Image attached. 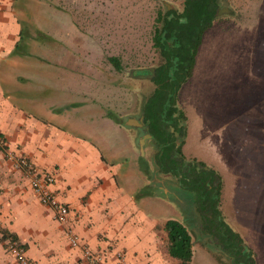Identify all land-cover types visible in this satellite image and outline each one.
<instances>
[{"label":"crops","instance_id":"obj_1","mask_svg":"<svg viewBox=\"0 0 264 264\" xmlns=\"http://www.w3.org/2000/svg\"><path fill=\"white\" fill-rule=\"evenodd\" d=\"M233 1L223 0V8L230 11L222 17L219 14L205 32L193 74L184 88L192 86L191 90H199L200 82L208 80L212 69L214 82L218 84L222 79V93L227 95V79H235L240 87L237 114H230L234 110L231 102L224 121L191 117L194 96L187 100L183 95L178 106L187 117L182 148L190 151L195 147L197 156L202 157L205 153L197 146H203L207 140L214 142L211 146L216 147L218 164L202 159L201 162L207 170L225 174L216 179L221 182V211L252 221L264 218V90H257L256 95L253 87L257 84L251 85L249 77L257 78L264 87V32L258 36L262 23L257 18L223 19L240 15L234 8L240 6ZM32 3L33 0H0V134L6 142L5 148L0 149V264H19L7 250V236L17 238L38 264L82 261V250L71 244L66 227L54 219L52 209L38 201L28 176L8 158V151L25 155L56 175L52 188L69 205L74 230L83 244L105 256V264H180L179 259L170 255L165 226L169 219L183 221V211L177 208L172 218L154 219L157 216L150 208V204H155L152 199H156L158 208L170 210L172 206L164 197H148L146 192L139 191L149 181L139 165L142 156L138 151L139 134L143 132V136L146 131L137 126L125 127L113 119L116 134L121 136L113 144L103 133L107 128L105 121L79 126L77 120L69 121L62 114H54L46 121L22 104L20 97L25 96V90L18 83L23 75L16 72L14 83L7 81L14 61L30 56L15 55L14 51L24 28L22 15L32 11ZM242 7H264V0H248ZM219 48L227 52L216 51ZM221 71L222 78L217 76ZM217 103L220 105L218 99ZM145 151L152 158L153 148H146L145 144ZM135 179L141 181V187ZM180 203L181 200L177 202ZM234 204L240 207L231 213ZM119 252L123 259L118 257Z\"/></svg>","mask_w":264,"mask_h":264},{"label":"rangeland","instance_id":"obj_2","mask_svg":"<svg viewBox=\"0 0 264 264\" xmlns=\"http://www.w3.org/2000/svg\"><path fill=\"white\" fill-rule=\"evenodd\" d=\"M246 2L248 3V0H234L233 4L240 6L234 7L240 15L225 16L223 19L253 21L257 18L262 23L260 29H257L259 30L257 34L263 36L264 7H242ZM253 2L257 3V0ZM31 6L32 11L22 15V22L27 35L25 39H28V50L32 52L28 58L14 61L12 65L14 70L10 69L13 75L6 76L7 81L14 83L17 78L16 72L23 75L18 84L25 90V96L20 99L26 110L34 116L48 121L54 114L67 115L68 118L65 119L77 120L79 126L89 122L98 125L105 121L107 128L105 127L103 133L107 134L106 138L110 142L116 143L121 137L116 134L118 133L116 123L128 127L130 118L145 115L142 108L148 96L153 90H160L153 80L155 67L161 61L153 39L157 17L160 13L164 14L167 9L182 12L184 0H33ZM222 16L224 12L220 15ZM235 31L234 29L231 31L233 37ZM40 32L49 35L51 40L41 37V34L40 38H37V33ZM207 37H210L209 33ZM213 51L215 52L212 50L211 53ZM216 51L224 54L227 52L224 48ZM110 56H118L121 59L123 66L121 71L109 61ZM225 69H228L226 65ZM223 72H219L217 76L222 78ZM214 79L213 70L210 69L208 80L200 82L199 90H191L192 86L184 88L185 83L179 87L176 93L177 102L181 97L183 101V95L187 100L194 96L191 104L195 112L190 111L191 117H213L224 121L227 115L226 108L231 102L234 110L230 114H237L238 102L240 103L237 98L239 83L235 79L234 82L227 79L226 91H229L226 95L222 93L224 88L222 79L218 84ZM249 82L251 85L257 84V88L253 87L256 95H259L256 93L257 90L259 92L264 90L263 84H260L257 78L253 79L251 76ZM184 89L189 91L181 93L180 91ZM206 94L210 95L209 102ZM15 98L18 99L17 96ZM182 111L186 113L184 109ZM109 113L118 119L116 123L108 116ZM179 125L168 121L167 128L177 135V142L181 143ZM184 126L186 129V122ZM194 126L195 124L193 128ZM109 131L115 132L117 136H112L114 133ZM142 133L138 137L139 144ZM186 134L187 129L184 139ZM151 137L146 142L152 141ZM211 142L213 141L207 140L203 146H197L200 147L199 151L202 154L205 153L202 157L197 156L195 147L194 150L189 149L190 151L182 148L184 159L197 163L202 159L207 163L218 164L217 150L211 146ZM222 159L225 158L221 156V161ZM146 164L145 159L140 158L139 165L144 167ZM220 174L225 175L223 172L215 171L213 175L217 179V175L220 177ZM179 177L180 173L178 176L163 175L157 170L142 187L140 180L135 181L141 187L139 191L146 192V196L164 197L172 206L170 210L158 208L156 199H152L155 204H150V208L152 207L157 216L154 219L172 218V212L175 210L183 211V221L180 222L184 223L193 238L191 264H235L229 255L231 252L223 248L222 243L214 236L215 226H218V220L221 222L222 219H218L217 223L209 219L215 226L208 230L205 227L206 217L210 218L209 215L212 213L202 210L194 190L185 186L184 180ZM169 197L171 198L168 199ZM179 200L182 204H177ZM238 207L239 204L232 205L231 213ZM222 218L223 229L228 225L253 251L254 264H264V218L248 221L235 214L227 216V213L223 212Z\"/></svg>","mask_w":264,"mask_h":264},{"label":"trees","instance_id":"obj_3","mask_svg":"<svg viewBox=\"0 0 264 264\" xmlns=\"http://www.w3.org/2000/svg\"><path fill=\"white\" fill-rule=\"evenodd\" d=\"M221 8H223V0H184L182 12L167 9L164 14L160 13L157 17L153 39L161 61L155 67L153 80L160 90H153L142 108L152 135V141L149 143L147 141L146 147L153 148L152 158L148 155L142 156L147 163L143 169L148 179H151L152 173L157 170L163 175L178 176L180 173L179 178L184 180L185 186L194 190L202 210L212 213L209 215L210 218L205 216L207 218L205 227L212 230L215 226L214 222L217 223L218 219H222L221 222L218 220L219 224L215 226L214 236L222 243L223 248L231 252L229 255L233 262L254 264L253 251L245 245L239 235L232 232L228 225H225L224 229L221 226L223 223L220 209L221 182L216 180L213 171L205 168V163L185 160L182 150L187 117L178 106L176 93L179 87L191 78L203 36L219 17ZM21 34V41L17 44L14 54L28 56L29 45L28 39H25L27 35L24 28ZM40 34L43 38H49V35H43L44 33L41 32L37 33V38H40ZM109 61L117 70L123 69L118 56H110ZM172 65L174 66L171 67ZM109 114L110 118L118 120L111 113ZM168 121H173L176 125L180 124L178 129L182 138L181 143L177 142V135L167 128ZM209 219L214 222H210ZM165 228L169 236L170 255L179 259L180 264H191L193 238L187 227L177 219H169Z\"/></svg>","mask_w":264,"mask_h":264},{"label":"built area","instance_id":"obj_4","mask_svg":"<svg viewBox=\"0 0 264 264\" xmlns=\"http://www.w3.org/2000/svg\"><path fill=\"white\" fill-rule=\"evenodd\" d=\"M5 146L6 142L0 134V149H4ZM7 156L13 159L14 165L28 176L30 186L38 201L42 205L50 207L54 219L66 227L65 232L71 244L82 250V261L78 264H105V256L94 251L89 245L83 244L80 236L74 230L69 205L62 201L52 188L56 183V175L50 170L41 168L25 155H15L8 151ZM5 241L8 252L19 264H38L28 256L26 248L17 238L7 236ZM118 257L123 259V253L119 252Z\"/></svg>","mask_w":264,"mask_h":264},{"label":"water","instance_id":"obj_5","mask_svg":"<svg viewBox=\"0 0 264 264\" xmlns=\"http://www.w3.org/2000/svg\"><path fill=\"white\" fill-rule=\"evenodd\" d=\"M225 11H230V9L222 8V9H220L218 14H222ZM128 126L141 127L146 131V133L142 136V140L139 144L141 156L145 157L146 156V151H145L146 140L152 136L150 133V127L147 125V123L145 121V115L142 114L141 117H139V118H130L128 121Z\"/></svg>","mask_w":264,"mask_h":264}]
</instances>
